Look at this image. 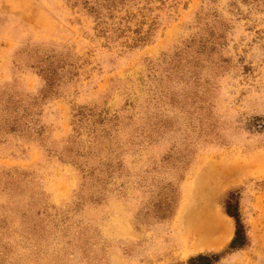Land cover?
<instances>
[{"label":"rangeland","instance_id":"374dc122","mask_svg":"<svg viewBox=\"0 0 264 264\" xmlns=\"http://www.w3.org/2000/svg\"><path fill=\"white\" fill-rule=\"evenodd\" d=\"M200 253L264 264V0H0V264Z\"/></svg>","mask_w":264,"mask_h":264},{"label":"trees","instance_id":"16d2710c","mask_svg":"<svg viewBox=\"0 0 264 264\" xmlns=\"http://www.w3.org/2000/svg\"><path fill=\"white\" fill-rule=\"evenodd\" d=\"M226 213L233 217L236 223L235 237L231 242V249L242 248L247 243L245 228L241 220V215L238 208V202L233 204L231 201L227 202ZM219 255L217 254H204L200 253L196 256H192L188 260V264H212L213 261H217Z\"/></svg>","mask_w":264,"mask_h":264},{"label":"bare ground","instance_id":"6f19581e","mask_svg":"<svg viewBox=\"0 0 264 264\" xmlns=\"http://www.w3.org/2000/svg\"><path fill=\"white\" fill-rule=\"evenodd\" d=\"M196 220V219H195ZM197 222V221H196ZM206 224L202 222V224H200V226L205 225L206 228ZM231 224V223H230ZM232 226V225H231ZM229 224H227V222L221 224L219 227L220 229V233L216 236H212L211 233H208L206 237H208L207 242L209 244V246H215L216 248L223 245L224 243H226L227 241H229L232 237V227ZM206 245V244H205ZM201 246V245H200ZM199 247V246H198Z\"/></svg>","mask_w":264,"mask_h":264}]
</instances>
